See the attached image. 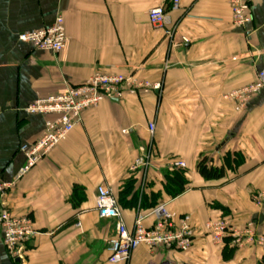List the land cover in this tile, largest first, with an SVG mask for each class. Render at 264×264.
<instances>
[{
	"label": "crops",
	"instance_id": "crops-1",
	"mask_svg": "<svg viewBox=\"0 0 264 264\" xmlns=\"http://www.w3.org/2000/svg\"><path fill=\"white\" fill-rule=\"evenodd\" d=\"M172 1L0 0V182L16 183L3 203L34 227L18 259L0 232V264L262 263L264 248L236 245L233 234L218 246L205 225L225 218L235 231L252 224L264 235V206L254 202L264 191V89L242 111L227 97L264 69V0H251L252 22L244 29L233 25L230 0H179L177 9ZM155 7L165 9L167 25L151 24ZM59 15L68 36L62 53L19 41L22 33L51 27ZM96 73L161 83V89L105 99L21 176L26 158L20 149L42 137L50 118L25 109ZM202 157L224 169V177L203 178L197 170ZM138 158L147 165L135 171ZM175 161L186 163L189 182L177 197L166 190ZM129 182L128 201L150 202L159 194L170 212L191 216L189 252L143 246L127 262L110 261L115 221L99 217L97 188L105 184L120 199ZM122 212L130 230L139 212L150 213ZM155 221L149 216L145 225Z\"/></svg>",
	"mask_w": 264,
	"mask_h": 264
},
{
	"label": "built area",
	"instance_id": "built-area-1",
	"mask_svg": "<svg viewBox=\"0 0 264 264\" xmlns=\"http://www.w3.org/2000/svg\"><path fill=\"white\" fill-rule=\"evenodd\" d=\"M174 9L179 7V0H173ZM233 25L244 29L252 22L251 0H230ZM149 20L155 27L168 24V16L163 7H155L149 11ZM170 33V32H169ZM19 41L29 44L33 49L54 54L62 53L67 46L68 36L61 15L55 23L46 29L25 32L19 35ZM161 83L139 81L132 76L105 75L96 73L88 81L79 86H68L57 95L36 100L25 109L29 115L50 117L45 123V131L40 139L21 147L26 158V165L21 176L36 167L61 141L81 123L85 112L96 108L105 99L120 100L125 94L136 95L140 92L160 91ZM264 89V69L257 73L255 81L230 93L227 97L234 100L238 111L244 110L248 103ZM149 132L153 136L155 124H149ZM147 163L143 158L135 161L133 170H138ZM175 169L185 170L184 161L172 163ZM15 182H0V232L5 246L13 259L21 258V251L34 235L33 222L29 218L16 217L3 203V197L13 189ZM256 206H264V191L254 197ZM96 211L101 219L115 221V235L109 241L110 261L113 263L127 262L140 247L150 251L157 249L176 250L187 253L193 247L195 230L189 215L178 216L161 204L149 214H137L132 230L127 227L123 218L122 208L113 191L105 184L97 188ZM156 219L151 227L145 225L147 218ZM80 224L78 225V227ZM212 241L221 246L226 238L233 234L236 245L256 244L264 248V235L255 231L252 224L245 231H235L229 220L223 218L211 220L205 225Z\"/></svg>",
	"mask_w": 264,
	"mask_h": 264
},
{
	"label": "trees",
	"instance_id": "trees-1",
	"mask_svg": "<svg viewBox=\"0 0 264 264\" xmlns=\"http://www.w3.org/2000/svg\"><path fill=\"white\" fill-rule=\"evenodd\" d=\"M197 170L199 174L207 179V180H218L222 179L225 175L224 169H218L211 165L209 159L207 157H202L197 165ZM186 171L181 169H174L173 171H169L166 175L167 180V191L171 196L177 197L185 191L186 186L188 185V179L186 177ZM132 182H129L123 190V193L120 195V199L117 198L118 203L121 208H140L147 209L150 212L157 208L160 203L159 194H153V197L150 199V202L145 198H140L139 200H127L125 199L124 193L130 194L132 192V186L130 185ZM261 264H264V259Z\"/></svg>",
	"mask_w": 264,
	"mask_h": 264
}]
</instances>
